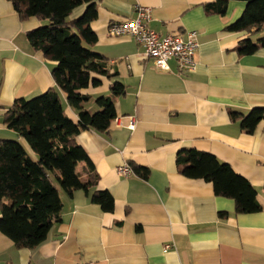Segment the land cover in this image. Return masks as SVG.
I'll return each mask as SVG.
<instances>
[{
  "label": "crops",
  "instance_id": "1",
  "mask_svg": "<svg viewBox=\"0 0 264 264\" xmlns=\"http://www.w3.org/2000/svg\"><path fill=\"white\" fill-rule=\"evenodd\" d=\"M208 2L96 0L91 29L97 42L90 50L103 56L101 65L113 77H99L97 87L83 91L92 97L85 109L91 113L93 99L108 95L112 82L125 87V95L114 99L117 117L108 131L75 137L97 184L71 197L59 189L61 221L35 249H17L0 233V264H264V122L246 133L230 118L264 109V48L248 56L237 52L243 41L264 37V30L229 32L245 3L228 2L221 16L205 13ZM136 6L150 9L148 26L161 37L197 33L193 70L179 72L169 60V70L161 71L132 38L107 34L112 22L133 19ZM44 24L34 17L21 21L12 4L0 0V142L20 141L3 123L13 102L55 87V64L26 39ZM60 97L77 123V112ZM128 117L133 130L126 127ZM184 150L228 164L255 189L260 211L236 214L234 202L216 196L211 184L180 175L176 156ZM124 165L147 168L149 175L121 176L117 169ZM77 170L86 181L84 164ZM95 191L112 196V212L91 202ZM166 245L171 248L165 252Z\"/></svg>",
  "mask_w": 264,
  "mask_h": 264
},
{
  "label": "trees",
  "instance_id": "2",
  "mask_svg": "<svg viewBox=\"0 0 264 264\" xmlns=\"http://www.w3.org/2000/svg\"><path fill=\"white\" fill-rule=\"evenodd\" d=\"M21 21L34 17L45 24L28 32L30 46L53 62L55 87L30 99H17L3 116V123L20 141L0 142V233L17 249H35L51 228L61 221L62 201L59 189L68 197L75 191L85 193L95 187L98 176L87 154L75 141L82 131L105 133L116 115L114 99L125 95V87L112 82L109 93L93 99L97 108L90 113L85 104L92 100L83 93L100 84L99 77L111 79L101 65L103 56L90 50L97 42L91 23L97 18L96 0H8ZM230 1L245 3L238 20L227 27L229 32L260 33L264 30V0H210L203 8L208 15H224ZM83 10L76 13L78 9ZM264 48V37L256 43L243 41L239 55L248 56ZM77 112L73 123L65 114L61 97ZM246 133L264 122V109H251L246 115L230 113ZM84 164L88 177L83 181L77 166ZM180 175L202 180L213 187L216 196L231 199L236 214L260 211L256 191L228 164L212 154L184 150L177 154ZM133 173L147 179V168L131 166ZM91 202L103 212L114 209L107 191H95ZM220 213V217H226Z\"/></svg>",
  "mask_w": 264,
  "mask_h": 264
},
{
  "label": "built area",
  "instance_id": "3",
  "mask_svg": "<svg viewBox=\"0 0 264 264\" xmlns=\"http://www.w3.org/2000/svg\"><path fill=\"white\" fill-rule=\"evenodd\" d=\"M150 9L136 6L135 17L133 19H121L109 24L107 34L110 37H130L143 50L146 58L153 61L155 67L161 71H168V61L176 63L179 72L191 71L194 69V54L198 46L197 33L190 31L185 37L179 35H168L161 37L148 26L150 20ZM126 127L133 130L135 121L133 117H128ZM117 122V120H116ZM122 126L121 123L118 124ZM119 175L129 176L132 174L131 167L121 166L117 169ZM170 245L164 246V251L170 249Z\"/></svg>",
  "mask_w": 264,
  "mask_h": 264
},
{
  "label": "rangeland",
  "instance_id": "4",
  "mask_svg": "<svg viewBox=\"0 0 264 264\" xmlns=\"http://www.w3.org/2000/svg\"><path fill=\"white\" fill-rule=\"evenodd\" d=\"M96 110H97V109L95 108L93 111H91V113H94V112H96Z\"/></svg>",
  "mask_w": 264,
  "mask_h": 264
}]
</instances>
